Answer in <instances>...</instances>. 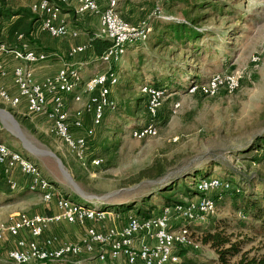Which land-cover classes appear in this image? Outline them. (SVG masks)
Returning <instances> with one entry per match:
<instances>
[{"label":"rangeland","instance_id":"374dc122","mask_svg":"<svg viewBox=\"0 0 264 264\" xmlns=\"http://www.w3.org/2000/svg\"><path fill=\"white\" fill-rule=\"evenodd\" d=\"M117 1L119 14L133 25L147 22L154 26L152 14L156 10L162 17L177 21L190 22L199 17L196 27L204 34L200 39L208 53L198 58L193 46L152 50L149 40L127 49L113 93L116 115L108 118L106 126L95 129L91 139L92 155L104 161L99 167L82 169L62 144L48 134L44 120L19 118L2 104L0 109L17 122L25 138V149L12 135L15 132L9 122L0 117L1 143L33 162L45 179L73 202L113 213L118 218L119 211H134L145 197L192 170L207 171L199 173L195 181L214 175L234 183L242 172L264 180V149L256 150L264 145V0ZM74 21L71 25L77 24ZM194 66L199 70H194ZM188 69L190 83H205L216 73L229 72L239 79V89L233 93L221 89L213 97L195 98L187 94L188 86L177 90L165 84L162 87L166 97L156 121L157 135L144 140L132 138L131 132L148 121L145 97L140 93L142 85L135 80L143 78L144 84L151 85L153 79L171 75L174 81H185L183 71ZM138 98L142 99L143 109L135 112L133 103ZM175 103L180 108L173 113ZM130 109L135 114L129 111L131 116H128ZM82 119L84 126L87 125L88 120ZM3 184L0 189L9 197L0 202V225L10 216L32 213L42 206L39 195L21 189L8 193ZM192 184V179L184 181L189 189ZM182 185L177 187L181 189ZM239 185L250 189L245 184ZM251 188L257 193L262 191L260 187ZM177 197L182 201L197 198L193 192L187 195L181 192ZM159 201L157 197L150 200L155 211L161 209ZM239 213L243 216L225 202L217 204L216 213L205 223L191 225V241L199 248L181 249L178 264H216L214 252L201 242L203 231L212 222L220 230L247 237L251 242L245 250L251 251L250 256L264 257V233L255 222L241 218ZM239 219H245L246 228H242ZM250 225L256 228L251 231L247 228ZM72 227L82 233L80 228ZM12 246L11 240L0 244V264H11L5 261V253ZM91 262L98 264L95 260Z\"/></svg>","mask_w":264,"mask_h":264},{"label":"built area","instance_id":"2783aa9c","mask_svg":"<svg viewBox=\"0 0 264 264\" xmlns=\"http://www.w3.org/2000/svg\"><path fill=\"white\" fill-rule=\"evenodd\" d=\"M55 1L73 5L76 16L98 18L94 36L110 43L95 58L100 69L84 81L80 66L64 63L56 72L37 79L35 68L57 58V55L30 48L31 41L41 35L71 40L80 36L79 30L71 29L61 18V11L55 4L39 0L31 6L38 20L29 38L19 36L18 47L13 49L0 44V80L11 74V85L16 91L12 93L9 87L0 84V102L21 111L26 118L44 119L48 134L62 144L82 169L88 170L104 163L103 159L92 155L91 139L105 114L117 106L112 93L119 82L121 59L128 48L148 41L152 27L147 22L133 25L125 21L119 14L117 0H107L104 9L100 0ZM152 17L153 20H171L162 17L159 10L153 12ZM91 51L90 41L75 45L70 48L67 58L73 59ZM10 62L14 63L11 69ZM239 86V79L229 72L216 73L205 83L190 84L187 94L213 97L221 89L233 93ZM140 93L145 97V114L149 120L131 132V137L136 140L157 135L156 118L166 97L164 89L150 84H143ZM69 97L72 105H81L86 97L82 109L74 116L67 106ZM179 108L180 104L175 103L172 112ZM84 115L90 117L87 126L83 123ZM0 171L8 191L25 189L39 195L44 205L54 208L51 214H15L0 225V244L13 242L5 253V261L11 264H79L81 260L90 259L100 263L121 259L124 264H178L181 249L199 248L191 241L190 226L203 224L213 216L216 213L214 197L232 187L219 177L209 175L194 181L195 200L162 207L157 215L147 219H141L133 212L118 218L113 213L96 207L87 208L68 199L45 179L33 162L1 142ZM60 223L80 228V239L67 242L54 235L45 237L53 226Z\"/></svg>","mask_w":264,"mask_h":264},{"label":"trees","instance_id":"16d2710c","mask_svg":"<svg viewBox=\"0 0 264 264\" xmlns=\"http://www.w3.org/2000/svg\"><path fill=\"white\" fill-rule=\"evenodd\" d=\"M51 3L55 4L59 8L61 12H69L73 15V11L67 8L66 5L61 4L55 0H49ZM185 0H181L184 2ZM187 3V2H186ZM193 7V6H192ZM188 14V13H187ZM37 16L31 11V8L27 7H16V5H9L6 0H0V44L6 45L8 48L13 49L18 47V37L24 36L29 38L31 32L35 29L37 23ZM75 20V18L73 19ZM200 20L199 17H196L192 20L184 22V21H177V20H166V19H155V25H151L152 32L150 34V38L148 39L149 43L148 46L152 50H163L167 47H185V46H193V51L195 56L198 58L206 56L208 53L207 46L205 43H201V39L203 38L204 34L199 32L196 25ZM127 21V20H125ZM75 22V21H74ZM128 22V21H127ZM77 23V22H76ZM80 28H82L81 24H76ZM90 44L92 46L94 54L99 57L101 53L110 46L109 41L102 40L95 38L94 33L91 32V41ZM217 51L216 53H218ZM209 59L212 56L207 55ZM193 58V57H192ZM224 66L226 64V60L223 62ZM194 70H199L197 67H193ZM214 70V68H212ZM178 72V69H177ZM190 69L184 70L183 75L185 76L186 80L182 81L181 79L174 81V76L166 75L164 78H156L151 81V85L164 89L162 86L167 85V87H173L175 89H184L186 86H189L192 83H199V82H189L187 81L190 76ZM137 84L143 85V78H138L135 80ZM177 82V83H176ZM201 83V82H200ZM165 90V89H164ZM199 96L198 94L194 95L193 97ZM142 99L138 98L134 101V109L135 112L143 109L141 106ZM133 110L127 111V115L134 113ZM145 110V104H144ZM117 111V106L114 110L109 111L105 114L101 125L98 128H102L107 125L108 118L115 114ZM116 115V114H115ZM160 118V112L156 120L158 121ZM24 119V118H22ZM147 119L149 120L148 116ZM147 121V120H146ZM22 124V123H21ZM264 140V139H262ZM264 149V145L260 148L256 149L258 152ZM257 154V153H256ZM255 156V155H254ZM95 157V156H94ZM207 172L204 169L200 170H192L186 172V174L182 177L177 179V181H173L169 183L164 188L158 190L156 193L145 197L141 200V205L133 209H124L119 211V213L124 212H133L141 219H147L151 216L158 214V209L154 212L153 205L150 203L152 198L157 197L160 201L161 208L167 206H174L177 204H184L187 201H182L178 199L177 194H185L187 195L188 192H193L194 195L197 193L193 188V184L191 188L187 185H184V181L187 179H192L193 183L199 173ZM2 176L4 177L3 173L1 172ZM238 181H231V179H226L227 183L231 184V189L228 191H223L218 193L214 197L215 205L217 208V204H223L228 202L231 206L232 211H241L244 218L248 217V219L252 220L256 223V226L264 233V180L258 177H253L246 173H240L238 175ZM180 183L183 185L181 189L177 187ZM239 183L245 184L250 186V189L247 190L243 186L239 185ZM260 187L261 192L257 193L252 191L251 187ZM177 188V189H176ZM28 192L27 190H22ZM11 191H8V193ZM180 192V193H179ZM9 195L3 192L0 189V202L4 199L7 200ZM66 197V196H65ZM68 198V197H67ZM69 199V198H68ZM87 208L89 205H83ZM157 213V214H156ZM243 219V220H245ZM240 220V219H239ZM242 219L240 220V225L242 228H246V223ZM256 226H248L249 230H254ZM201 242L203 245L209 246V248L214 252L216 256V264H264V257L259 256H250L251 251L245 250V246L251 242L247 237H242L234 235V233H228L224 229H219L217 225L214 226L212 224L202 233ZM47 264H69V263H47Z\"/></svg>","mask_w":264,"mask_h":264},{"label":"crops","instance_id":"0c3cea01","mask_svg":"<svg viewBox=\"0 0 264 264\" xmlns=\"http://www.w3.org/2000/svg\"><path fill=\"white\" fill-rule=\"evenodd\" d=\"M6 1L11 6L16 5V7L31 8V6L35 3H37L39 0H6ZM106 1L107 0H100V6L102 9L105 8ZM67 8H69L70 10L73 11V15L70 14L69 12H61V18L67 23V25L71 29L78 30L76 27H79V26L71 25V21H74L73 19L75 18V22L82 25V28H79L80 36L77 39L71 40V39H51L46 35H41L36 40L31 41L30 48L36 49L38 51L54 53L57 55V58L50 60L48 62H45V63H41L35 68V76L37 77V79H40L45 75L56 72V70H58L64 63H70V64H75L77 66H80L82 77H83L84 81L88 80L90 77L93 76L95 71L100 69L99 66L97 65V61L95 60V58H97V56L94 54L93 49H92L91 53L87 52V53L78 55V56L74 57L73 59L67 58V53L69 52L71 47H73L75 45L85 44L86 42L91 41V32H92V34L93 33L95 34V32L98 29V18H96L94 16H90V15L79 17V16H76L74 14L73 5L67 6ZM13 65H14V63L10 62L9 68L11 69ZM0 84H3L6 87H9L10 91L12 93H16L14 87H12V85H11V74H9V76L6 79L0 80ZM114 91H115V89H113V93H114ZM113 93H112V96H113ZM85 101H86V97L84 98L83 103ZM83 103L81 105H72V103L70 101V97H69L67 106L70 108L72 116H74L76 114L77 110L82 109ZM0 104L4 105L1 102H0ZM5 106L8 107L17 117L27 119L26 117H24L21 114V111L16 110V109H12L11 107H9L7 105H5ZM84 119L88 120L86 124L89 125L90 124V117L84 115ZM33 120H35V119H33ZM42 120H44V119H41V118L37 119V121H42ZM44 122H45V120H44ZM46 129H47V124H46ZM0 142H3V141H1V139H0ZM18 177L19 176L17 175L16 180L19 179ZM4 179L5 178L2 176L1 171H0V186H1V184H3ZM4 187H5V185H4ZM41 205L42 206H40L36 211L32 212V214H36V213L51 214L52 212H54L53 207L46 206L44 204H41ZM128 213H119L120 214L119 217L124 218L125 217L124 215H126ZM81 234H82L81 232L78 233L72 226H68L64 223H60L58 225L53 226L52 229H50L45 234V237H47L49 235H54V236H58L63 241L77 242L80 239ZM5 258H6V255H5ZM85 261L90 262L89 264H92L91 261L94 262V259H90L89 261L85 260ZM96 262L98 264H124L123 260H121V259L116 260L114 262H107V263H100L98 261H96ZM69 264H71V263H69Z\"/></svg>","mask_w":264,"mask_h":264},{"label":"water","instance_id":"95a60500","mask_svg":"<svg viewBox=\"0 0 264 264\" xmlns=\"http://www.w3.org/2000/svg\"><path fill=\"white\" fill-rule=\"evenodd\" d=\"M0 117H1V118L4 117L3 119H5V120H7V121L9 122V124L11 125L13 131L15 132V134L12 133V135H13L15 138H17L19 141H21L22 146H23V148L25 149V147H24V145H25L24 139H25V138H24L22 132L20 131L17 122L13 119V117H12L8 112H6V111H4V110H1V109H0ZM5 117H6V118H5ZM49 155H51L52 157L55 158V156H54L53 154L49 153ZM57 162L60 164V162H59L58 159H57ZM71 183H72V182H71ZM72 184H73V183H72ZM73 186L76 187L74 184H73Z\"/></svg>","mask_w":264,"mask_h":264},{"label":"bare ground","instance_id":"6f19581e","mask_svg":"<svg viewBox=\"0 0 264 264\" xmlns=\"http://www.w3.org/2000/svg\"><path fill=\"white\" fill-rule=\"evenodd\" d=\"M4 118V117H3ZM6 118V117H5Z\"/></svg>","mask_w":264,"mask_h":264}]
</instances>
